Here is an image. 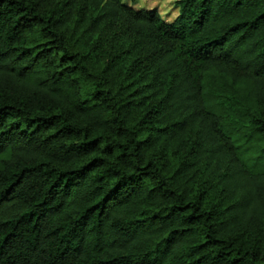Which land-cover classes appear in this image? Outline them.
I'll list each match as a JSON object with an SVG mask.
<instances>
[{
  "label": "trees",
  "instance_id": "1",
  "mask_svg": "<svg viewBox=\"0 0 264 264\" xmlns=\"http://www.w3.org/2000/svg\"><path fill=\"white\" fill-rule=\"evenodd\" d=\"M0 0V264H264V0Z\"/></svg>",
  "mask_w": 264,
  "mask_h": 264
},
{
  "label": "rangeland",
  "instance_id": "2",
  "mask_svg": "<svg viewBox=\"0 0 264 264\" xmlns=\"http://www.w3.org/2000/svg\"><path fill=\"white\" fill-rule=\"evenodd\" d=\"M137 9H157L163 19L172 22L178 16L177 0H123Z\"/></svg>",
  "mask_w": 264,
  "mask_h": 264
}]
</instances>
